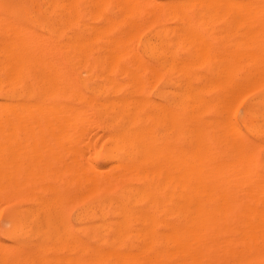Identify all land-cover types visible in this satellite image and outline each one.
I'll return each instance as SVG.
<instances>
[{
	"label": "bare ground",
	"instance_id": "bare-ground-1",
	"mask_svg": "<svg viewBox=\"0 0 264 264\" xmlns=\"http://www.w3.org/2000/svg\"><path fill=\"white\" fill-rule=\"evenodd\" d=\"M166 13L187 27L203 56L212 41L191 14L225 13L245 27L244 37L234 29L241 49L220 53L221 46L200 82L185 83L173 101L168 92L161 101L149 92L160 73L157 23ZM164 59L160 66L173 60ZM247 92L243 127L264 136V0H0V200L14 203L5 226L12 242L0 241V264H127L129 235L141 237L133 247L165 242L176 255H145L142 264H203L221 235H264V175L251 165L232 115ZM209 107L214 118L206 122L200 113ZM210 122L220 123L214 136L224 155L206 136ZM98 126L107 142L102 164L90 134ZM177 128L183 145L173 137ZM73 200L82 202L76 228L65 209ZM253 237L241 244L260 241ZM232 241L233 251L242 246ZM206 250L213 254L204 258ZM135 251L136 261L144 257Z\"/></svg>",
	"mask_w": 264,
	"mask_h": 264
},
{
	"label": "rangeland",
	"instance_id": "rangeland-1",
	"mask_svg": "<svg viewBox=\"0 0 264 264\" xmlns=\"http://www.w3.org/2000/svg\"><path fill=\"white\" fill-rule=\"evenodd\" d=\"M195 14H191L190 16H191V18L196 22V28H198L197 30H199V32L201 31V32H203L204 34H206V36L212 41V46H211V52L208 54V55H199V53L198 52H194V51H197L196 50V47L195 48H192L194 45H192V44H190L189 42H188V34H186L187 33V27L186 26H184V25H182L181 24V22L177 19V17H175V16H173V14H171V13H166V14H163L161 17H160V19L158 20V23H157V31H158V44H159V53H158V55H160V56H158V68H159V77H158V82H157V85H156V88H150L149 89V92H150V95L151 96H153V97H155L156 99H158L159 101H161L162 100V96H161V94L162 93H167V96L173 101L174 100V98L176 99V100H179V99H181L182 98V94H183V91H184V89H185V87H186V85L189 83V82H191V83H193V84H198L199 82H200V75H203L204 73H206V72H208L209 70H210V68L215 64V61H216V56H217V54L219 53H217V50L218 51H220V48H221V46H223L222 47V49H221V51H220V53H222V52H224V48H225V52L224 53H226V52H230L231 50H232V48L234 47V48H238L237 46H238V40H240L239 38L242 36H240V34H243L244 33V29H245V27H243L244 25H242V24H240L239 23V26H238V24L235 22L234 23V21H232V20H230V21H232V23H230V22H228V19H227V17H229V15L228 14H225V13H220V15L218 16V17H216V18H206V19H204V20H199L198 18H197V15H195ZM170 16H172V17H170ZM226 16V17H225ZM223 17H224V19H223ZM222 18V19H221ZM225 19H226V21H227V24H225L226 23V21H225ZM200 21H202V23L200 22ZM204 21V22H203ZM234 23V24H233ZM172 24V25H171ZM174 24V25H173ZM231 24H233V25H231ZM164 25V26H163ZM177 27H176V26ZM227 25H229V27L230 28H228L227 27ZM163 26V27H162ZM180 27V29H179V27ZM181 26H183V28H185V29H182V27ZM234 26V27H233ZM237 26V27H236ZM168 27V28H167ZM171 27V28H170ZM205 27V28H204ZM208 29H207V28ZM231 27H232V29H231ZM240 27V28H239ZM170 28V29H169ZM173 28V29H172ZM195 28V29H196ZM217 28V29H216ZM222 28V29H221ZM242 28V29H241ZM244 28V29H243ZM169 29V30H168ZM172 29V30H171ZM178 29V30H177ZM215 29V30H214ZM238 30L237 32L239 33L240 32V34H238L237 32H235V30ZM239 29H241L242 30V32L239 30ZM168 30V31H167ZM177 30V31H176ZM181 32H180V31ZM186 30V32H184ZM216 30H218V31H216ZM221 30V31H220ZM176 31V33H174ZM178 31H179V33H178ZM182 31L185 33V36L183 35L184 33H182ZM225 31V32H224ZM189 32H190V29H189ZM212 32L214 33L213 35H211L212 34ZM148 33V29H146V28H143L141 31H140V33H139V36L137 37V41H136V47L139 49V50H141V42H142V40H143V38L146 36V34ZM180 33H182V34H180ZM215 33H216V36H214L215 35ZM223 33V34H222ZM160 34V35H159ZM222 34V35H221ZM236 34H238V35H236ZM186 35H187V37H186ZM183 36H184V39L185 40H187L186 42L185 41H183L184 39H183ZM236 36H238V38L236 37ZM182 37V38H181ZM237 39H236V38ZM243 37H244V34H243ZM141 38H142V40H141ZM160 38V39H159ZM187 38V39H186ZM234 38V39H233ZM182 39V40H181ZM242 39V38H241ZM219 40V41H218ZM229 40H231L230 41V43H229ZM174 41V42H173ZM181 41V42H180ZM217 41L219 42V43H217ZM237 41V42H236ZM182 42H183V44H182ZM224 42V43H223ZM214 43H216V44H214ZM232 43V44H231ZM234 43V44H233ZM237 43V44H236ZM181 44H182V46H181ZM227 44V45H226ZM229 44V45H228ZM191 45V46H190ZM216 45V46H215ZM218 45V46H217ZM190 46V47H189ZM185 47V48H184ZM213 47H215V49L213 48ZM228 47H229V49H230V51H229V49H228ZM230 47H232V48H230ZM168 48H170L171 50V52L169 51V49ZM213 48V49H212ZM233 48V49H234ZM241 49V46H239V48L238 49H236V50H240ZM187 50V51H186ZM216 52H215V51ZM193 51V52H192ZM232 51H235V49L234 50H232ZM170 52V53H169ZM177 52V53H176ZM187 52V53H186ZM213 52H214V54H213ZM165 53V54H164ZM167 53V54H166ZM169 53V54H168ZM174 55H173V54ZM195 53H198V54H196L195 55ZM191 54V55H190ZM167 55V56H166ZM168 55H169V57H168ZM171 55V56H170ZM190 55V56H189ZM198 55V57H196V59H195V57L194 56H197ZM209 56H210V58H209ZM194 57V58H193ZM200 57V58H199ZM162 58V59H161ZM167 59V61H171V59H173L172 60V62H168L166 65L165 64H162V66H160L161 64L159 63V62H161V63H164V61H162L163 59ZM188 58H189V60H188ZM190 58H191V60H190ZM202 58H203V60H202ZM164 59V60H165ZM177 59H179V60H177ZM182 59V60H181ZM195 59V60H194ZM198 59V60H197ZM199 59H201V60H199ZM206 59V60H205ZM194 60V61H193ZM197 60V61H196ZM202 61V62H201ZM211 61V62H210ZM214 61V62H213ZM188 62V63H187ZM190 62V63H189ZM193 62V63H192ZM197 62H199V63H197ZM175 63H176V66H174L175 65ZM186 63V64H185ZM179 64V65H178ZM194 64V65H193ZM195 64H197V65H195ZM203 64V65H202ZM212 64V65H211ZM178 66V67H177ZM180 66V67H179ZM164 67V68H163ZM176 69V70H175ZM181 70H183V71H181ZM196 70L197 71H199V74L196 72ZM188 71H190V73L188 72ZM186 72V73H185ZM203 72V73H202ZM179 73V74H178ZM181 73V74H180ZM186 74L188 75V77L186 76ZM191 75V76H190ZM182 77H184V78H182ZM170 80H169V79ZM163 79V80H162ZM173 79V81L175 82H173L172 81V83H171V80ZM168 80V81H167ZM160 81V82H159ZM170 81V82H169ZM181 81H183V82H181ZM166 82V83H165ZM168 82V83H167ZM178 82L181 84H178ZM198 82V83H197ZM171 83V84H170ZM185 83H186V85H185ZM170 86V87H169ZM172 86V87H171ZM173 86H174V88H173ZM183 88V90H181L180 88L181 87ZM163 88H165V89H163ZM162 89V90H161ZM176 90V91H172V90ZM157 90H159V91H157ZM172 91V93L173 92H175V95H174V93L172 94L171 93V91ZM178 92V93H177ZM165 93V94H166ZM180 95V96H177V95ZM208 94H209V92H208ZM160 95V96H159ZM173 95V96H172ZM252 93H249V92H247L246 94H244L242 97H241V99H240V101H239V103L237 104V105H235L234 106V108H233V111H232V115H233V117H234V119H235V121L238 123V125H240V126H242L243 127V124H242V121H241V116H242V114H243V109H244V106H245V104L249 101V99L252 97ZM177 97V98H176ZM173 98V99H172ZM186 102H188V108L186 109L187 111H189V113H192L191 111H193L194 113L193 114H196L195 112H196V110H194L193 108H195L194 106V103L193 102H191V101H187L186 100ZM191 103V104H190ZM242 104V105H241ZM175 108H177L178 109V107H179V104H177V103H175ZM197 108V107H196ZM195 108V109H196ZM190 109H191V111H190ZM200 116H202L203 118H204V120H206V122H209V121H211L213 118H214V111H213V107H209V108H205L204 110H202L201 111V113H200ZM208 116H210V117H208ZM210 119V120H209ZM210 124V126L209 125H207L206 126V129H205V132H206V136L207 137H209L211 140H212V142L214 143V145H213V147H214V152L215 153H218V154H220V155H224L225 154V151H226V149L223 147V145H221V143L219 144L218 143V138L216 139V137L217 136H214L215 134L216 135H218V133H220V128H219V126H220V123L218 124V125H216L215 123H212L211 124V122L209 123ZM216 125V126H215ZM212 126V127H211ZM219 128V129H218ZM244 128V127H243ZM101 129V130H100ZM216 129V130H215ZM219 130V131H218ZM96 131V132H95ZM244 131H245V134H246V137H247V139H246V141H247V143H246V145H245V147H244V151L246 152V151H251V153L253 152L254 154H251L250 152H249V154H250V157H251V161H250V163H252L251 165L253 166H255L254 168L258 171V172H260V174H262V175H264V170H262V168H264V164H261V163H264V136H257V135H254V134H252L251 132H249L248 130H246L245 128H244ZM96 133L95 135H93V133ZM98 132V133H97ZM102 132V128L100 127V126H98V127H96V128H94L93 130H91V132H90V134H91V136H92V138H93V140H95L96 141V145H99L98 147H97V149L99 150L98 151V154H97V162L99 163V164H102V163H104V150H103V148L105 149V147H106V144H107V142H106V140L102 137V139L100 138L101 136H100V133ZM181 131L179 130L178 131V128L176 129V130H174L173 131V137L176 139V142L178 143V144H184V140L180 137V135H182V133H180ZM97 136V137H96ZM211 136H212V138H211ZM98 137H99V140H98ZM214 138V139H213ZM101 139V140H100ZM98 140V141H97ZM182 140H183V142H182ZM101 141V142H100ZM98 142H99V144H98ZM253 147H254V151H253ZM250 148V149H249ZM248 152H246V153H248ZM254 155V156H253ZM252 156H253V160H252ZM257 166V167H256ZM3 201H1L0 200V203H2ZM6 201H4L3 203L4 204H2L1 206H0V241L2 240H4V242H8V243H11L12 241L9 239V237L6 235V232H5V226L7 225V221H6V215H7V213H8V211L12 208V206H13V204L14 203H12V202H9V201H7L6 203H5ZM82 207V202L81 201H75V200H73V201H68L67 203H66V205H65V209H66V213H67V216H68V219H69V222L71 223V225L74 227V228H76L77 227V220H76V213H77V211L75 210V209H77V210H79L80 208ZM72 212V213H71ZM73 215V216H72ZM228 236L225 238V234H224V236L223 235H221L220 236V243L219 244H217V242H216V244L215 245H219V247H220V249H218L217 250V248H219L218 246H217V248H215V250H217L218 252H220L221 251V249L223 250L221 253H222V256H224V254H226L225 256H224V260L226 261V262H223V259L221 258L220 259V257H219V255H218V257L216 258V260L218 259V261H219V263H218V261H214V259H215V256H216V253L215 252H217V251H213L214 252V254L213 253H209L208 252V250H206V251H204V253H206V254H204L203 252L201 253V255L202 254H204V255H202L203 257L204 256H206V257H208L209 255H211V254H213V256H212V259L210 258V257H208V258H205V260L206 259H208V260H206V262L207 263H211V264H214V262H215V264L217 263V264H264V254H262V253H264V248H259V243H261L262 245L260 246V247H262V246H264V239H262V238H264V235H259V238L257 237V236H254V235H252V236H250V235H248V237H253L254 239L253 240H255V237H256V241L258 242V240L260 239V241L258 242V243H255L254 241L252 242L253 243V245H250L251 244V242H249L248 243V245H247V243H244V244H241V242H248L249 240H251V239H248V237H247V235H246V237L245 236H239V237H245V238H247V239H243V240H239V243H238V241L236 242V240L237 239H239V237L238 238H236V235H233V237L235 236V238H236V240H235V242L234 241H232L231 239L233 238L231 235V237H229V234H227ZM130 236H131V238H130ZM223 236V237H222ZM141 238L140 236H136V235H129V236H127V239H126V248H127V251L129 252L130 251V249L132 250V251H135L134 252V254L135 253H138V252H140V250L142 249L143 250V248L144 247H146L145 246V244L144 243H141L140 245L138 244V245H134V247H133V245L131 244V242H132V240H134V239H137V238ZM262 237V238H261ZM143 238V237H142ZM158 239H164L165 237H157ZM214 238V237H213ZM222 238V239H221ZM228 238V240H230V241H232L233 243H235V245H237L238 244V247H239V245L241 244L242 246H240L241 248L243 247V249H246L247 250V247H248V250H249V245L250 246H252L251 248H250V250H252V248H253V251H251L252 252V254L251 253H249L248 254V252L246 253V251L245 250H243L242 249V251H245V253H241V248H240V251H239V248H237V250H238V252H237V250L235 251H233V249H234V247L232 246V244L231 243H229L230 241H227L230 245H228V243H226L224 240H226ZM234 238V239H235ZM257 238H258V240H257ZM132 239V240H131ZM215 239V238H214ZM217 239V238H216ZM218 239H219V237H218ZM233 239V240H234ZM246 240H248V241H246ZM252 241V240H251ZM262 241V242H261ZM254 243H255V245H254ZM144 244V245H143ZM164 244V245H163ZM167 245H165V242H162V243H157L156 244V246H155V248H153V247H151L152 249H150V248H148L149 247V245H147V247L142 251V252H140V253H138V255L137 256H139V255H141V256H144V257H137V259L139 258V260L138 261H136V259H135V257H136V254L133 256V252L131 253V252H129L131 255H129L131 258H133V259H128L127 258V261H129V262H126L127 264H142L141 263V260H143L144 258H146L145 257V255H147V258H149V257H151V259H152V257H153V259H161V258H159V257H161L162 256V258H164L163 260H165L166 259V254L168 255V253L170 254V255H172V257L173 256H176L174 253H172L173 251H170V252H168L169 250H173V248H172V246L170 245V243H169V245L171 246V249H170V246H168V243H166ZM223 244H225V246H227V249L228 250H225L226 249V247L225 246H223ZM256 244H258V245H256ZM132 245V246H131ZM215 245H212V249H214L213 248V246H215ZM234 245V244H233ZM246 245V246H245ZM144 246V247H143ZM168 246V247H167ZM223 246V248H221ZM230 246V247H229ZM244 246H245V248H244ZM255 246L257 247L258 246V248L256 249L255 248ZM135 247H136V249H135ZM137 247H139V248H141L140 250H138L139 248H137ZM159 247V248H158ZM164 247V248H163ZM237 247V246H236ZM236 247H235V249H236ZM160 248H163V250H161ZM233 248V249H232ZM129 249V250H128ZM135 249V250H134ZM156 249H157V251H156ZM160 249V250H159ZM168 250V251H166V250ZM209 249V248H208ZM255 249V250H254ZM262 249V250H261ZM154 250V251H153ZM210 250V249H209ZM220 250V251H219ZM225 250V251H224ZM230 250H232V251H230ZM247 250V251H248ZM250 250H249V252H250ZM258 250V251H257ZM259 250H261L260 252H259ZM138 251V252H137ZM149 251H151L152 253H150ZM162 251H163V253H162ZM212 251V250H211ZM255 251H257V252H255ZM147 252H149L150 253V255L147 253ZM153 252H156V253H153ZM224 252V253H223ZM227 252H228V254H227ZM231 252H236L235 254H230ZM253 252H255V253H253ZM262 252V253H261ZM143 253H145V254H143ZM147 253V254H146ZM159 253V254H158ZM164 253H166V254H164ZM207 253H209L208 254V256H207ZM221 253H220V256H221ZM261 253V254H260ZM128 254V253H127ZM174 254V255H173ZM217 254H219V253H217ZM245 254H247V257H246V255ZM154 255V256H153ZM157 255V256H156ZM201 255H199V256H201ZM232 255V256H231ZM237 255H239V256H236ZM252 255V257H250ZM258 255V256H257ZM128 256V257H129ZM149 256V257H148ZM157 258H156V257ZM169 256V255H168ZM201 256V257H202ZM229 256V257H228ZM255 256V257H254ZM172 257H167L168 259L169 258H172ZM228 257V258H227ZM231 257H232V259H231ZM245 257H246V260H244L245 259ZM209 258H210V260H211V262L209 261ZM239 258H241V259H239ZM200 259V258H199ZM198 259V264H201V263H199V262H201V260L203 259H200L199 260ZM221 260V263H220V260ZM229 259V260H228ZM238 259V260H237ZM162 260V259H161ZM204 260V259H203ZM202 260V261H203ZM230 260H231V262H230ZM209 261V262H208ZM206 262H203V264H205ZM206 263V264H207Z\"/></svg>",
	"mask_w": 264,
	"mask_h": 264
}]
</instances>
